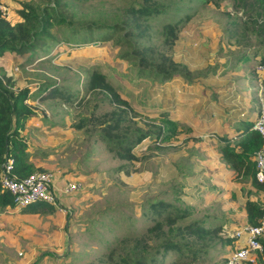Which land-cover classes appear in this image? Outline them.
I'll return each instance as SVG.
<instances>
[{"label": "rangeland", "instance_id": "rangeland-1", "mask_svg": "<svg viewBox=\"0 0 264 264\" xmlns=\"http://www.w3.org/2000/svg\"><path fill=\"white\" fill-rule=\"evenodd\" d=\"M17 1L25 0H5L11 12ZM124 2L63 0L57 12L69 24H82L87 19L110 23L118 19V7ZM197 2L184 4L190 16L179 28L173 46L165 49L191 70L188 76L179 75L181 78L161 80L152 72L137 73L129 62L132 57L125 52L131 45L120 37V31L108 35L110 43L117 44V48L110 43L53 46L51 63L42 61L20 66L16 61L26 54L5 52L0 57V64L20 86H36L46 76L57 81L63 79L73 95L79 96V100L71 104L60 102L58 98L40 102L34 96L28 97L37 103L40 119L46 117L51 121L47 123L53 129L49 132H59L63 137V142L56 145L53 139L44 143L45 147L51 146L50 151L40 154L37 148L42 147L38 143L44 141L43 138L31 139L33 131L29 124L25 125L22 135L35 144L28 146L33 155L29 160L53 170L55 177L64 175L78 181L79 185L71 193L72 200L62 202L65 209L52 205L51 210L43 212H31L25 206L0 210V264H104L99 258L116 238L139 235L151 223V214L144 204L149 196L163 197L185 207L193 217L209 216L213 222H221L229 233L244 222L238 198L260 196L251 185L234 178L231 170L221 164L215 135L223 124L227 128L229 125L222 114L226 113L223 110L228 103L224 106L218 93H233L230 97L234 101L241 99L240 94L242 98L250 96L244 100H248L249 105H257L254 66L258 56L254 58L251 51L262 46L258 40L264 30L256 35L249 29L250 21L244 29L239 27L246 15L236 4L238 0H214L204 5ZM75 36L86 38L83 30ZM243 52L246 53L240 60L234 58ZM76 56L107 65L108 79L127 99L132 118L139 126L150 129V135L134 148L137 159L128 161L116 157L96 135L74 127L73 123L89 114L94 102L96 114L111 108L106 100H98L100 94L92 96L85 92V78L90 69L73 65ZM190 83L193 86H187ZM216 108L212 118L211 111ZM245 111L233 114L236 126H243L253 114L252 109ZM158 126L161 132L156 135ZM27 128L31 129L29 133ZM57 169L59 173L55 172ZM189 201L192 206L186 204ZM229 250V245L218 242L203 261L221 264ZM175 259V254L167 253L159 264H171Z\"/></svg>", "mask_w": 264, "mask_h": 264}, {"label": "trees", "instance_id": "trees-1", "mask_svg": "<svg viewBox=\"0 0 264 264\" xmlns=\"http://www.w3.org/2000/svg\"><path fill=\"white\" fill-rule=\"evenodd\" d=\"M190 1H198L196 4L204 5L214 0H125L118 7V19L110 23L87 19L82 24H69L57 12V7H61L63 0L17 1L11 16L4 17L0 13V57L5 52L26 54L22 60L16 61L20 66L42 61L51 63L53 46L108 44V35L120 31V37L131 45L125 52L128 57H132H129V62L137 73L152 72L161 80H168L175 75L188 76L191 74L189 67L175 60L165 49L173 46L179 28L189 18V10H184V4ZM236 4L246 15L239 27L244 29L250 21L249 29L259 35L264 30V0H238ZM225 13L229 14L227 11ZM81 30L85 31L87 39L75 36ZM243 34L240 32V36ZM259 38L258 42L262 46L251 52L254 58L258 56V62L264 64V34ZM111 46L118 47L117 44ZM245 53L236 54L234 58L240 60ZM76 57L73 65L80 64L84 69H90L85 78V92L92 96L100 94L98 100H106L111 108L96 114L94 110L97 105L94 102L89 114L73 123L74 127L96 135L116 157L128 161L137 159L134 148L150 135V129L139 126L137 120L132 118V108L127 99L108 79L107 65L88 61L84 56ZM197 74L200 79L203 78L201 73ZM206 75L207 73L204 77ZM72 92L63 79L57 81L46 76L36 86H20L15 77L0 64V168L6 157H11L12 169L17 177L44 169L29 160L28 145L20 132L26 119L35 115L37 110V106L28 97L38 95L41 100L58 98L60 102L71 104L79 100L78 94L73 95ZM244 130L243 139L234 144H230L225 136H219L217 149L219 148L221 161L233 172L234 178L246 181L260 196L252 198L243 195L238 198L244 211V221L254 223L264 213V182H258L254 178L253 161L254 152L261 145L262 138L250 122L245 124ZM160 132L161 128L158 126L155 134L159 135ZM194 190L189 192L190 196ZM171 191H176V188L173 187ZM149 197L144 204L151 214V223L139 235L116 238L114 244L99 258L100 262L159 264L161 257L172 253L176 255V259L171 264H200V261L201 264H209L203 260L218 242L233 248L235 237L221 222H213L206 215L193 217L187 208L164 200L163 197ZM186 204L192 206L190 201ZM52 205L39 200L26 204L25 207L31 212H43L51 210ZM14 206L13 195L0 186V210ZM143 213L147 215V212ZM260 240L264 253V239ZM225 259L226 255L222 257V263ZM256 260L263 264L260 255Z\"/></svg>", "mask_w": 264, "mask_h": 264}, {"label": "built area", "instance_id": "built-area-1", "mask_svg": "<svg viewBox=\"0 0 264 264\" xmlns=\"http://www.w3.org/2000/svg\"><path fill=\"white\" fill-rule=\"evenodd\" d=\"M0 13L4 17L10 15L5 0H0ZM255 70L259 72L257 82L261 98L252 128L259 132L262 142L253 155L254 178L258 182H264V64L257 62ZM12 167V158L6 157L0 168V186L13 195L15 206L18 207L41 200L53 204L57 209H65V206L61 205V195L71 194L79 185L78 181L63 179L64 184L58 189L56 177L51 170H35L25 176L17 177ZM230 234L235 237V243L223 264L256 263L257 256L263 253L260 239L264 236V213L254 223L246 221L240 223Z\"/></svg>", "mask_w": 264, "mask_h": 264}, {"label": "crops", "instance_id": "crops-1", "mask_svg": "<svg viewBox=\"0 0 264 264\" xmlns=\"http://www.w3.org/2000/svg\"><path fill=\"white\" fill-rule=\"evenodd\" d=\"M6 3V2H5ZM8 4V5H7ZM6 5L9 7V9H10V7L11 6H9V3H7ZM13 7V6H12ZM12 15V12L10 11V15L9 16H11ZM8 16V17H9ZM254 71H255V75H254V77L256 78V83H257V89H256V92H255V96H257V98H258V103L260 104V98H261V95L259 94V91H258V74H259V72L258 71H256L255 70V66H254ZM174 78H181L179 75H175L174 76ZM179 85H181L180 83H178ZM182 86V85H181ZM187 86H193L191 83H190V85H187ZM193 87H191V89H192ZM187 90H190V88H187ZM230 95H233V93H230V92H228L227 93V91H225V92H219L218 93V97L220 98V102L222 103H224V106L227 104V106L225 107V109L223 110V111H225L226 113H222L223 115H225V121H226V123L229 125L228 126V128H227V125L226 124H223L222 125V127H221V129H220V131H219V133L218 134H216L215 136L217 137L216 139V142H218V137L219 136H225V138H227L228 139V141H229V143L230 144H234V143H237L238 141H240V140H242L243 139V137H244V135H245V130H244V127H245V124L246 123H253V121H254V119L256 118V116H257V113H258V109H259V105H258V103H257V105L255 106L253 103H251L250 105H249V101L248 100H244L245 98L247 99L248 97H250V96H244L243 98H242V95L240 94V96L239 97H241V99H239V100H237V101H234V98L233 97H230ZM35 98H37V100L38 101H40V102H42V101H44L45 99H43V100H41L39 97H38V95L37 96H35V95H33ZM194 98H195V101L194 102H196V100H197V98L195 97V96H193ZM188 98V97H187ZM233 98V99H232ZM46 99H49V100H52V101H54L55 100V98H46ZM58 100V99H57ZM244 100V101H243ZM31 101V100H30ZM205 101H206V99H205ZM33 102V101H32ZM190 102H191V100H190ZM36 106H37V103H34ZM176 104H178V101L176 100ZM180 105H181V107L183 106L181 103H180ZM219 108V107H218ZM218 108H216L215 109V111H211V117L213 118V114H214V112H216V110L218 109ZM246 108H248V109H252L253 110V114L251 115V117H250V119H248V121L247 122H245V123H242V125L243 126H236V122H237V119H235L234 117H233V114L234 113H236V112H238V113H242V112H244V113H246ZM181 109V108H180ZM249 111V110H248ZM40 112V111H39ZM38 110H36V112H35V115H32V116H30L29 118H27L26 119V121H25V123H24V127H25V125H27V124H29V128H31L32 129V134H30V136H32V138L31 139H35V140H37V139H42V140H44V141H42L41 143H38V144H42V147L41 148H37V149H40V154H42V152H45L46 150L47 151H50V150H48V148H51V146L50 147H45V146H43V144L44 143H47V142H49V141H51V139H53L54 140V144L56 145V144H58L59 142L60 143H62L63 142V137L62 136H60V135H62V134H60L59 132H53V133H50L49 131H52L53 129H52V127H50L48 124L51 122L50 120H47L46 119V117H42V120L40 119V117L38 116ZM43 118H44V120H43ZM211 118V119H212ZM48 123V124H47ZM36 126V128L35 129H33V126ZM226 127V128H224L223 129V127ZM23 127V128H24ZM240 127H242V128H240ZM23 128H22V130H20V132H21V134L23 133ZM31 129H28L27 128V130H28V133H29V130H31ZM240 129H243L242 131H240ZM211 134H213V133H211ZM235 134V135H234ZM51 135H52V138H50L51 137ZM23 136V135H22ZM24 137V136H23ZM25 138V137H24ZM26 139V142H27V145L28 146H31V145H35V144H33V142L32 141H29V139H27V138H25ZM28 146H27V151H28ZM59 150H61V149H59ZM30 153V155H32L31 154V152H29ZM219 153V152H218ZM35 154H36V152H35ZM33 156V155H32ZM33 163V162H32ZM33 164H35V165H37V166H40V167H42V168H45L46 166H42L41 164H37V163H33ZM222 165H223V167H225V165L223 164V162L221 163ZM49 170V169H48ZM51 171H53V170H51ZM56 173H59L60 171H59V169H57V171H55ZM73 172H74V170H73ZM232 174H233V172L232 171H230ZM230 173V174H231ZM229 174V175H230ZM66 180L67 178H65L64 177V175H59L58 177H56V184H57V187H58V189L59 188H61L62 187V185L64 184V183H62L64 180ZM68 180V179H67ZM70 180V179H69ZM73 180V179H72ZM75 180V179H74ZM72 200V195L70 194V195H67V194H63V195H61V201L63 202H69V201H71ZM262 239H264V236L262 237ZM260 259L262 260V262H263V264H264V253L263 254H261L260 255ZM255 264V263H254Z\"/></svg>", "mask_w": 264, "mask_h": 264}, {"label": "clouds", "instance_id": "clouds-1", "mask_svg": "<svg viewBox=\"0 0 264 264\" xmlns=\"http://www.w3.org/2000/svg\"><path fill=\"white\" fill-rule=\"evenodd\" d=\"M257 261V260H256Z\"/></svg>", "mask_w": 264, "mask_h": 264}]
</instances>
